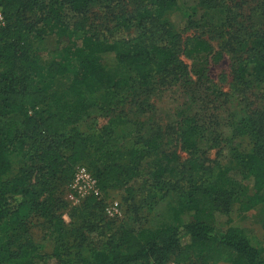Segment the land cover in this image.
Masks as SVG:
<instances>
[{
  "label": "trees",
  "instance_id": "1",
  "mask_svg": "<svg viewBox=\"0 0 264 264\" xmlns=\"http://www.w3.org/2000/svg\"><path fill=\"white\" fill-rule=\"evenodd\" d=\"M92 1L0 0V264H32L37 252L26 228L32 215L54 219V231H62L44 182L56 177L70 181L75 167L87 164L100 191L122 188L126 201H131L129 183L138 177L146 158L152 161L155 189L164 192L159 199L170 197V190L176 193L167 208L168 218L152 229L121 226L115 243L90 249L79 264H264L260 251L240 228L215 227L216 214L227 213L236 201L240 212L264 203V111L232 118L233 136L248 139L247 147L234 150L228 165L204 177L195 162L190 163L187 177H175L169 167L174 157L161 150L160 131L144 137L138 131L133 147L119 149L111 140L113 130L130 119L125 107L118 106L138 99L158 76L163 81L168 72L176 74L181 68L179 55L185 49H179L178 35L166 14L181 9L192 24L195 12L179 0H139L141 11L120 16L114 28L131 26L139 35L109 39L68 22L70 14L85 13ZM193 2L206 13L224 14L221 27L228 29L219 36L222 49L233 59V92L263 84L264 22L237 35L245 27L236 23V17L242 16L247 3L256 2L253 14L259 11L264 21V0ZM47 36L55 39L57 56L44 62L39 43ZM210 49L207 41L193 39L187 54L196 57ZM134 103L136 110L141 109L140 101ZM94 112L107 122L98 133L83 134L78 123ZM181 125V145L197 159L206 127L193 114L183 118ZM18 154L39 172L40 186L38 176L30 183V168L10 175L12 156ZM170 177L177 178L171 187ZM85 201L79 211L82 224L96 204L94 196ZM185 213L188 217L183 221Z\"/></svg>",
  "mask_w": 264,
  "mask_h": 264
},
{
  "label": "rangeland",
  "instance_id": "2",
  "mask_svg": "<svg viewBox=\"0 0 264 264\" xmlns=\"http://www.w3.org/2000/svg\"><path fill=\"white\" fill-rule=\"evenodd\" d=\"M179 2L185 8L193 7L195 12L193 17L195 22L192 24L187 22L181 9H172L165 16L168 24L178 35L179 49H185V52L179 55L181 68L176 74L168 72L163 81L158 76L154 85L139 95L138 99H134L130 104L123 103L118 106L125 107V114L130 120L113 130L111 140L119 149L128 150L137 140L138 131L143 137L153 131H160L161 150L166 155L173 154L174 157L169 167L175 170V177L180 178L182 175L187 177L192 162L200 166L199 175L204 177L208 173H216L220 166L228 165L238 149L247 147L248 139L233 136L230 121L236 115L264 111V83L249 87L241 93L233 92L231 74L233 59L231 54L222 49L224 42L219 36L222 29H228L221 27L225 25L224 14L220 11L206 13L195 5L193 0ZM247 4L243 5L242 16L236 17V23H241L245 27L237 35L251 29V26L261 27V23L264 22L259 11L254 15L256 2ZM141 9L139 0H94L85 13L70 14L68 22L71 27L81 24L86 31L97 33L101 37L129 39L138 36V31L131 26L128 29L116 30L114 29L116 21L120 16L136 15ZM150 29L151 27L148 30ZM232 32L233 30L230 31L231 35ZM193 39L207 41L211 49L196 57L195 54L188 55L187 51ZM39 47L44 53L42 61L48 62L57 56V45L53 36L45 37L39 43ZM200 71L203 73L202 77L199 76ZM95 100L100 101L101 97L96 95ZM134 101H140L141 109L136 110L138 104ZM114 110L116 113L117 109ZM190 114L197 116L206 127L205 142L200 155L196 156L197 159H193L183 149L180 141L182 119ZM106 122V117L94 112L90 117L80 121L77 128L83 134L98 133ZM11 162L10 175L18 169L30 168V183L38 180L40 186V174L28 158L20 154L13 155ZM84 166L92 169L87 164ZM151 167L150 158H146L140 164L138 177L129 183L133 190L131 201H126L122 188H109L105 191L98 189L97 194L84 193L80 196L72 188L74 173L70 181L56 177L44 182L49 189V195L52 196V213L55 217H60L63 229L60 233L54 231V219L49 220L39 215H32L27 220V236L37 252V256L32 258V264H79L80 259L87 258L90 249L115 243L121 226L134 230L152 229L167 219V208L177 196L170 190V197L159 199L164 192L155 189V182L150 176ZM93 178L95 179L94 176ZM177 178H169L170 187ZM91 196L96 199V204L90 210L88 219L82 224L79 211L84 207L85 200ZM115 202L119 206L120 215L109 216L105 208ZM237 203L236 201L227 213L216 214L215 227L218 230H223L227 226L240 228L264 258V203L245 212H240ZM187 217L188 213H185L182 220L186 221Z\"/></svg>",
  "mask_w": 264,
  "mask_h": 264
},
{
  "label": "built area",
  "instance_id": "3",
  "mask_svg": "<svg viewBox=\"0 0 264 264\" xmlns=\"http://www.w3.org/2000/svg\"><path fill=\"white\" fill-rule=\"evenodd\" d=\"M72 188L80 196L84 193L86 194H97L98 193V187H97L96 180L93 178L89 170L84 165H77L75 167ZM105 211L109 216L114 217V216L120 215L119 206L116 202L113 205L106 207ZM150 264H157V263L152 262ZM164 264H183V263L169 261Z\"/></svg>",
  "mask_w": 264,
  "mask_h": 264
}]
</instances>
